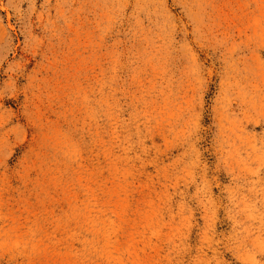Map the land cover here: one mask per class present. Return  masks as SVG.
<instances>
[{"label": "rangeland", "instance_id": "1", "mask_svg": "<svg viewBox=\"0 0 264 264\" xmlns=\"http://www.w3.org/2000/svg\"><path fill=\"white\" fill-rule=\"evenodd\" d=\"M0 264H264V0H0Z\"/></svg>", "mask_w": 264, "mask_h": 264}]
</instances>
